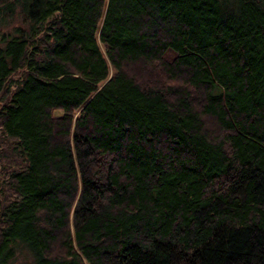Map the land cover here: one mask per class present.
Returning <instances> with one entry per match:
<instances>
[{
	"label": "trees",
	"instance_id": "16d2710c",
	"mask_svg": "<svg viewBox=\"0 0 264 264\" xmlns=\"http://www.w3.org/2000/svg\"><path fill=\"white\" fill-rule=\"evenodd\" d=\"M0 27V264H264V0H0Z\"/></svg>",
	"mask_w": 264,
	"mask_h": 264
},
{
	"label": "rangeland",
	"instance_id": "374dc122",
	"mask_svg": "<svg viewBox=\"0 0 264 264\" xmlns=\"http://www.w3.org/2000/svg\"><path fill=\"white\" fill-rule=\"evenodd\" d=\"M12 23H13V26L14 25H19L20 24V22L18 21V20H14V21H12ZM5 31V28H2V27H0V34L2 33V32H4ZM2 146L0 145V148H1ZM4 156H3V159L6 161V166H5V171H7L8 169H10L11 167H13L14 166V164H16V161L15 160H11V158H9V155H7V154H3ZM11 161H12V163H11ZM7 199V198H6ZM5 199V200H6ZM26 258L23 256V255H19V256H17L16 257V259H15V261H14V263L13 264H17V263H20V262H22L23 260H25Z\"/></svg>",
	"mask_w": 264,
	"mask_h": 264
}]
</instances>
